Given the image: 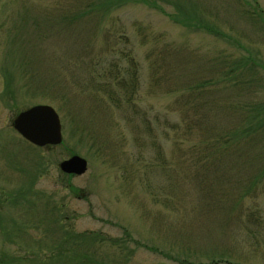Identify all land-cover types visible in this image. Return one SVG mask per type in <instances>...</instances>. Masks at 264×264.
I'll list each match as a JSON object with an SVG mask.
<instances>
[{
    "label": "rangeland",
    "instance_id": "374dc122",
    "mask_svg": "<svg viewBox=\"0 0 264 264\" xmlns=\"http://www.w3.org/2000/svg\"><path fill=\"white\" fill-rule=\"evenodd\" d=\"M254 1L264 11V0H0V264H81L85 254L112 264H204L228 254L234 264H264L251 241L224 238L221 212L196 216L207 127L171 128L200 73L222 77L243 57L257 66L252 97L264 95ZM149 2L173 14L189 4L226 37L187 28ZM184 63L190 89L176 85ZM117 70L127 91L112 79ZM42 104L60 115L58 146L33 147L14 128L20 112ZM72 155L87 160L85 174L62 173ZM257 204L264 218V195L245 201ZM62 227L84 241L78 252L67 237L59 244Z\"/></svg>",
    "mask_w": 264,
    "mask_h": 264
},
{
    "label": "trees",
    "instance_id": "16d2710c",
    "mask_svg": "<svg viewBox=\"0 0 264 264\" xmlns=\"http://www.w3.org/2000/svg\"><path fill=\"white\" fill-rule=\"evenodd\" d=\"M149 4L159 8L172 20L187 28L205 29L217 34L219 37H226L225 33L219 32L202 16L197 17L191 14L186 9L188 6L190 8L189 4H183L184 10L183 6L178 7L176 14L165 12L156 3L149 2ZM252 6L253 15L264 22V11L260 8L258 2L254 1ZM186 64L184 63L177 73L176 85L182 89L189 88V82L193 80L188 79V76L186 77L183 73ZM62 66H64L63 63ZM256 69V63H252L250 59L243 57L240 62H236L231 66L225 65L222 68L223 73L221 70H215L222 73V77L211 78L208 75L206 79L202 80L199 78H202L203 73H200L196 77V85L193 89V92L197 94L195 93V96L182 95V98L187 100L184 117L180 124H175L171 128L190 132V129L194 126L207 127L205 133L206 150L200 156L204 162L202 168L205 172L202 171V175L197 177L200 184L198 190H200L198 191V202L195 206L197 208L196 216L201 215L205 209L208 211V208L221 212L216 216L219 217L218 229L224 238L228 236L233 238L242 237V240L252 242L254 251L261 249L264 251V218L261 214L263 211L260 210L258 204L253 208H246L245 206V201L249 197L259 198L264 195V95L258 98L252 97L257 93L254 89L256 74L258 73ZM159 70L161 69L156 70V74ZM215 71L212 74H215ZM103 74H100V76L103 77ZM122 77L125 79V75H120V71L117 70L112 79L118 81L117 84L127 91L126 84L122 85L118 80ZM171 77L170 74L167 80H170ZM95 79L94 76V78L89 79L88 83L93 81L96 86ZM102 85L111 91L112 81L111 83L103 81ZM238 88L245 90V94H247L245 99H241L237 95L236 89ZM132 90L129 93L132 94ZM216 94L223 95L220 97ZM130 97L132 95H127L126 102H130ZM120 100L117 97L113 99L118 106L122 105ZM191 108L194 109L192 117L186 115ZM204 108L209 110L205 114H200V111ZM237 166L240 167L239 173L234 172ZM203 174L205 175L203 176ZM181 191L183 195L185 193L188 195V192L184 190H178L177 195ZM62 229H64L63 237H60L59 244L63 245L67 237L70 240L69 247L71 245L72 252H76L79 243L84 241L79 236L77 238L76 235H73L72 230L64 227ZM3 230H6V228H3ZM14 231L11 230L10 237L17 238L18 235L16 236ZM100 243H103V241H96V244ZM82 247L83 245H80V250H83ZM83 257L84 259L80 261L81 264H112L99 259H92L87 254ZM183 261L181 260V263ZM222 261L227 264L235 263L232 255L229 256L228 254L220 258H212L204 264H217Z\"/></svg>",
    "mask_w": 264,
    "mask_h": 264
},
{
    "label": "water",
    "instance_id": "95a60500",
    "mask_svg": "<svg viewBox=\"0 0 264 264\" xmlns=\"http://www.w3.org/2000/svg\"><path fill=\"white\" fill-rule=\"evenodd\" d=\"M13 125L24 139L37 146H56L63 142L61 118L51 105H35L20 112ZM60 168L66 174L83 175L88 170V162L74 155L62 161Z\"/></svg>",
    "mask_w": 264,
    "mask_h": 264
},
{
    "label": "flooded vegetation",
    "instance_id": "af4514ba",
    "mask_svg": "<svg viewBox=\"0 0 264 264\" xmlns=\"http://www.w3.org/2000/svg\"><path fill=\"white\" fill-rule=\"evenodd\" d=\"M29 145H31V146H33V147H37V148H41V146H37V145H35V144H33V143H31V142H29V141H27V140H25ZM50 146H52V145H50ZM49 145H47V146H43V147H50ZM61 164V163H60ZM60 164H59V168H60ZM61 169V168H60ZM62 171V170H61ZM62 173L64 174V175H67V176H70V177H72V176H75L74 174H66V173H64L63 171H62Z\"/></svg>",
    "mask_w": 264,
    "mask_h": 264
}]
</instances>
